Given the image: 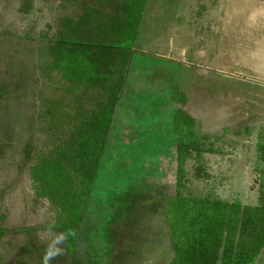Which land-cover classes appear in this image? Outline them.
<instances>
[{"label": "rangeland", "instance_id": "rangeland-1", "mask_svg": "<svg viewBox=\"0 0 264 264\" xmlns=\"http://www.w3.org/2000/svg\"><path fill=\"white\" fill-rule=\"evenodd\" d=\"M226 1V0H225ZM0 0V264H43L57 236L55 219L28 177L42 151L52 149L66 118L88 112L102 98L70 91L51 70L50 46L66 17L79 18L94 0ZM148 0L108 147L70 264H167L165 198L175 194L177 145L173 97L187 95L196 119L207 174L189 166L187 193L256 203L264 135V55L255 39L259 11L252 4L187 6ZM212 9H215L213 7ZM101 13H98L100 17ZM240 75H238V74ZM213 149V150H211ZM55 259L49 264H56Z\"/></svg>", "mask_w": 264, "mask_h": 264}, {"label": "trees", "instance_id": "trees-1", "mask_svg": "<svg viewBox=\"0 0 264 264\" xmlns=\"http://www.w3.org/2000/svg\"><path fill=\"white\" fill-rule=\"evenodd\" d=\"M94 1L116 3V12L90 5L79 18L66 17L50 46L48 65L70 91L88 94L99 87L102 98L88 112L65 114L67 130L28 170L35 196L55 212V219L44 227L57 238L65 237L56 245L62 250L56 264H70L75 253L148 2ZM172 97L180 105L173 116L178 139L175 194L164 199L162 209L172 253L167 264H255L264 248V170L256 203L187 193L190 163L196 177L208 172L202 159L208 148L200 145V138L208 135L198 136L196 119L185 109L186 93L176 87ZM259 145L264 161V135ZM2 234L6 231L0 227V238Z\"/></svg>", "mask_w": 264, "mask_h": 264}, {"label": "crops", "instance_id": "crops-1", "mask_svg": "<svg viewBox=\"0 0 264 264\" xmlns=\"http://www.w3.org/2000/svg\"><path fill=\"white\" fill-rule=\"evenodd\" d=\"M183 5H187L189 6H195V7H200V6H209L211 7V13H213L211 15V18L215 17L216 14L218 13V6H220L222 3H229V7H241L244 8L245 4L246 5H250L251 2L250 0H182ZM253 7H256V9L259 11L258 15L259 18L257 19V28L256 30H258V33L256 36H252L253 39H255V42H257L258 46L260 49H257L258 52H261L264 55V0H260V2H258V4H252ZM213 7H215V9H212ZM238 74V73H236ZM240 75V74H238ZM176 137V145H177V136L175 134ZM255 264H264V248L261 251L260 255L258 256Z\"/></svg>", "mask_w": 264, "mask_h": 264}, {"label": "clouds", "instance_id": "clouds-1", "mask_svg": "<svg viewBox=\"0 0 264 264\" xmlns=\"http://www.w3.org/2000/svg\"><path fill=\"white\" fill-rule=\"evenodd\" d=\"M64 236L61 235L60 237L57 238L54 244H50L48 249H46L44 257H43V264H49V262L53 259H55L56 256L62 254V250L57 247V244H60L64 240Z\"/></svg>", "mask_w": 264, "mask_h": 264}]
</instances>
